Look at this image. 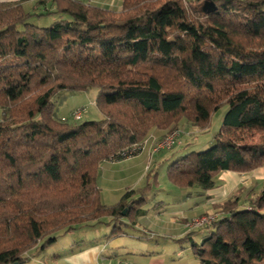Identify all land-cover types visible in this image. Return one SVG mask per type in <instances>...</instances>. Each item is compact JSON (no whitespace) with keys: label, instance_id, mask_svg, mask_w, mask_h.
Masks as SVG:
<instances>
[{"label":"trees","instance_id":"obj_1","mask_svg":"<svg viewBox=\"0 0 264 264\" xmlns=\"http://www.w3.org/2000/svg\"><path fill=\"white\" fill-rule=\"evenodd\" d=\"M119 1L115 11L50 0L55 10L39 15L0 3V264H24L61 231L133 226L150 183L109 206L97 180L103 162L124 160L152 129L205 131L227 106L210 148L170 161L166 179L179 189L206 192L223 172L264 167V0ZM54 14L46 28L30 22ZM91 88L103 119H56L58 92ZM174 131L183 134L158 143ZM240 202L222 203L190 244L200 264L264 262V179Z\"/></svg>","mask_w":264,"mask_h":264},{"label":"crops","instance_id":"obj_2","mask_svg":"<svg viewBox=\"0 0 264 264\" xmlns=\"http://www.w3.org/2000/svg\"><path fill=\"white\" fill-rule=\"evenodd\" d=\"M79 1L101 7L108 0ZM4 2H19L28 14L39 15L45 9L55 10L50 0H0V3ZM52 17L56 19L58 16L54 14ZM33 19L41 20L43 17ZM166 134L154 130L139 155L101 164L97 185L105 205H114L128 190L141 189L147 183L152 186L133 226H125L120 233L110 236L111 226L104 219L92 227L67 233L61 231L55 234L56 240L52 245L32 255L24 264H200L192 254L190 244L200 243L209 229L190 230L186 222L213 211L215 204H222L236 196L238 190L235 188L240 177L252 175L256 183L262 182L264 167L249 173H221L234 179L216 184L221 185L223 190L217 186L206 192L199 188L179 189L168 182L166 172L165 176L146 173L149 165L157 168L172 161L173 156L167 152L152 153ZM191 254L194 259L189 260Z\"/></svg>","mask_w":264,"mask_h":264},{"label":"rangeland","instance_id":"obj_3","mask_svg":"<svg viewBox=\"0 0 264 264\" xmlns=\"http://www.w3.org/2000/svg\"><path fill=\"white\" fill-rule=\"evenodd\" d=\"M186 2H191L195 0H185ZM101 7L108 8L111 10H119L120 7V1L119 0H108L105 3H102L100 5ZM203 11H209L211 10V7L209 5H204L202 7ZM52 21H55V18L52 16H45L43 19L38 20V19H32L30 20L31 23L36 25L37 27L41 28H46L50 26V23ZM97 94V89L91 88L88 89L86 92H77V93H72L69 91H60L58 92L53 98L52 102L55 104V116L56 119H60L62 117L64 118H69L70 114L72 111H74L77 108L80 107H86V114L83 116V121H99L103 119L102 114L98 111L95 105V98ZM227 111V106L221 107L218 111H216L210 121L209 128L205 131H202L200 129H197L190 124L186 122H181L178 126L175 128H169L165 130H160L164 131L165 133H168L169 131L173 129H179L183 132L182 136L177 139L175 142L174 146H168L164 148H160V150H155V148L152 150V153H160V152H167L170 156H173V159L171 162L174 160H177L184 155L192 152V151H201L204 149L210 148L213 143H214V136L218 132L221 124H222V119ZM2 116L1 110H0V118ZM154 130H159V129H152L150 133H152ZM258 136L254 137V141H257ZM146 140V139H145ZM169 162V164L171 163ZM168 164L158 166L157 168H154V166L149 165L148 166V171L146 173H158V175L165 176L166 172V167ZM101 168V167H100ZM150 168V169H149ZM262 168V167H261ZM260 169V168H259ZM259 169L257 171H259ZM228 173V172H227ZM230 173V172H229ZM231 176L228 175H222L220 174L216 179H215V186H217L218 189L223 190L222 186L216 185L221 181H229V178ZM239 178V177H238ZM160 179H158L159 181ZM234 181V179H232ZM255 177L252 175H245L243 177H240L238 179L239 183L237 185L238 193L237 196H240L241 202L240 204L242 207H245L247 204L248 200L252 199L259 191L261 188L260 183L255 182ZM226 183V182H225ZM230 194H232V191H230ZM172 196V195H170ZM234 197V196H233ZM151 198V197H150ZM231 198V197H230ZM229 198V199H230ZM227 199V200H229ZM226 200V201H227ZM215 204V208L213 211H210L208 213H205L204 215H201L199 217H196L194 219H190L186 222V226L191 230V229H198L194 228V226H189V224H192L193 220H200L201 218H205L208 216H216L220 217L223 215V210L221 208L222 204ZM215 217V218H216ZM194 259V256L191 254L189 256V260ZM264 264V262L262 263Z\"/></svg>","mask_w":264,"mask_h":264},{"label":"built area","instance_id":"obj_4","mask_svg":"<svg viewBox=\"0 0 264 264\" xmlns=\"http://www.w3.org/2000/svg\"><path fill=\"white\" fill-rule=\"evenodd\" d=\"M31 2H39L41 0H29ZM86 107H80V108H77L75 109L74 111H72V113L70 114V117L72 119V121H80L82 120L84 114H86ZM61 120H64V118H62ZM181 132L180 131H174L170 134H168L161 142H159L156 146H155V150H160V148H164V147H168V146H174L175 145V142L177 141V139L179 138ZM147 141L148 140H144L143 142L137 144V145H132L130 146L129 148L127 149H124L122 152H121V157L124 158V159H130V158H133L137 155H139L145 145L147 144ZM216 216H208V217H205V218H201L200 220H193L192 221V224H189V226H194V228H198V229H201V228H205V227H208L209 225H211L212 223H214L218 217Z\"/></svg>","mask_w":264,"mask_h":264},{"label":"water","instance_id":"obj_5","mask_svg":"<svg viewBox=\"0 0 264 264\" xmlns=\"http://www.w3.org/2000/svg\"><path fill=\"white\" fill-rule=\"evenodd\" d=\"M124 213H125V211L122 212V215H124ZM15 264H17V263H15Z\"/></svg>","mask_w":264,"mask_h":264}]
</instances>
